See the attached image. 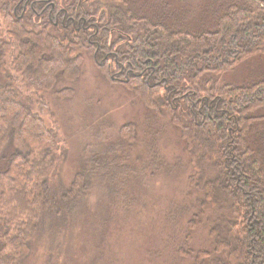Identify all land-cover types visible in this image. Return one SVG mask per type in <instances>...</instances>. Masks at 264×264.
<instances>
[{"label": "trees", "instance_id": "obj_1", "mask_svg": "<svg viewBox=\"0 0 264 264\" xmlns=\"http://www.w3.org/2000/svg\"><path fill=\"white\" fill-rule=\"evenodd\" d=\"M142 2L0 0V264H24L39 242L63 240L93 183L84 164L69 181L58 176V129L36 111L47 107L44 93L71 92L55 84L80 74L84 50L110 81L179 128L192 163L190 228L210 209L203 225L212 244L186 248L193 264H264V149L256 145L264 136V78L220 79L264 52V0H211L218 7L197 27L173 20L185 13L171 17L168 0H155L163 14ZM119 134L131 141L133 125Z\"/></svg>", "mask_w": 264, "mask_h": 264}, {"label": "rangeland", "instance_id": "obj_2", "mask_svg": "<svg viewBox=\"0 0 264 264\" xmlns=\"http://www.w3.org/2000/svg\"><path fill=\"white\" fill-rule=\"evenodd\" d=\"M140 1L150 13L163 14L155 0ZM215 6L211 0H168L166 9L171 17L177 15L170 12L184 10L172 19L197 27L205 26L209 7ZM0 21L3 31L1 13ZM79 72L70 81L61 76L56 81L55 88L68 86L71 92L57 97L46 92L41 95L46 109H35L58 129L63 145L58 176L69 181L84 164L89 174L92 170L93 183L69 215L65 238L51 247L42 238L45 245L34 246L24 264H193L186 248L212 244L203 225L210 209L190 228L187 178L192 163L179 128L168 113H154L124 84L110 81L85 50ZM258 77L264 78V52L242 59L220 79L243 83ZM127 124L134 128L129 142L119 134ZM262 142L256 143L260 151L264 136Z\"/></svg>", "mask_w": 264, "mask_h": 264}, {"label": "flooded vegetation", "instance_id": "obj_3", "mask_svg": "<svg viewBox=\"0 0 264 264\" xmlns=\"http://www.w3.org/2000/svg\"><path fill=\"white\" fill-rule=\"evenodd\" d=\"M47 1V0H46ZM25 6V5H24ZM53 6V5H52ZM24 9V8H23ZM25 10V9H24ZM51 10L49 11V14H51ZM58 15H59V10H57V12H55V18H56V21H57V17H58Z\"/></svg>", "mask_w": 264, "mask_h": 264}]
</instances>
